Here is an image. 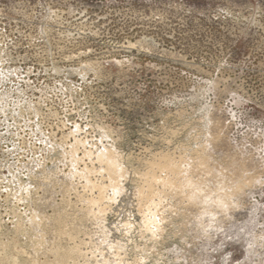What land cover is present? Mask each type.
<instances>
[{"label": "rangeland", "instance_id": "374dc122", "mask_svg": "<svg viewBox=\"0 0 264 264\" xmlns=\"http://www.w3.org/2000/svg\"><path fill=\"white\" fill-rule=\"evenodd\" d=\"M0 264H264V0H0Z\"/></svg>", "mask_w": 264, "mask_h": 264}, {"label": "bare ground", "instance_id": "6f19581e", "mask_svg": "<svg viewBox=\"0 0 264 264\" xmlns=\"http://www.w3.org/2000/svg\"><path fill=\"white\" fill-rule=\"evenodd\" d=\"M75 145L80 144L79 142L75 141L74 143ZM84 144V142H83ZM75 145L73 147H75ZM76 148H74L75 150ZM75 152V151H74ZM91 155L89 152H85V156H89ZM73 159H78L76 154H72ZM97 160L105 167V170L107 171V175H108V181L109 184L108 186H100L97 187L99 190V195L96 198H93L90 202L95 206L97 205V212L95 214H102L103 210L105 209L104 207V202L106 201V199H109L111 201L112 198H109L108 195L106 194V190L107 188H112L113 192H119L120 190V186H121V178L123 177V170L121 169L120 164H118V160L116 157V154L113 151H108V150H103L101 152H99V154L97 155ZM159 168L162 170V172L165 171V173H167L166 178L159 180L157 178V176L153 175V176H149L148 177V181H157V182H161L164 183L166 186L169 187H173L174 186V182L173 179L170 178V176H178L180 175L181 171L179 170V166L177 163L175 162H167V161H162L160 162V164H158ZM88 169H84L81 173L82 177L87 178L88 175ZM87 182L90 184V182L87 180ZM87 183V184H88ZM88 184V186H89ZM92 187V186H91ZM94 188V187H93ZM114 194V193H113ZM113 200V199H112ZM158 207H156L157 209ZM93 209V208H92ZM149 212H150V208ZM106 210V209H105ZM158 210V209H157ZM155 211V210H154ZM106 212V211H105ZM103 212V213H105ZM148 212V213H149ZM145 213V212H144ZM148 213L145 214V219L147 220V223L145 224V227L147 229H151L153 232H156L157 228L159 227V218L157 219L156 214L152 213L151 211V217H149ZM156 213V212H155ZM148 218V219H147Z\"/></svg>", "mask_w": 264, "mask_h": 264}]
</instances>
